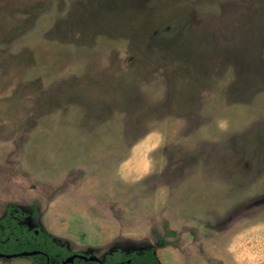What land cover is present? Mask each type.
Here are the masks:
<instances>
[{"label": "rangeland", "instance_id": "rangeland-1", "mask_svg": "<svg viewBox=\"0 0 264 264\" xmlns=\"http://www.w3.org/2000/svg\"><path fill=\"white\" fill-rule=\"evenodd\" d=\"M13 213L103 262L264 264V0H0Z\"/></svg>", "mask_w": 264, "mask_h": 264}, {"label": "trees", "instance_id": "trees-1", "mask_svg": "<svg viewBox=\"0 0 264 264\" xmlns=\"http://www.w3.org/2000/svg\"><path fill=\"white\" fill-rule=\"evenodd\" d=\"M17 213L8 215L0 221V252L17 254L24 251H38L47 254L57 261H62L73 255L64 247L56 244L49 234L37 231L20 224ZM41 255L33 258L38 259ZM105 264H160L155 249L151 248L141 253L115 252L106 257ZM74 264H96L85 260L76 259Z\"/></svg>", "mask_w": 264, "mask_h": 264}, {"label": "water", "instance_id": "water-1", "mask_svg": "<svg viewBox=\"0 0 264 264\" xmlns=\"http://www.w3.org/2000/svg\"><path fill=\"white\" fill-rule=\"evenodd\" d=\"M39 253L40 252H38V251H32V252L24 251V252L17 253V254H5V253L0 252V258L11 259V258H16V257H32V256H35ZM76 259L85 260L88 262H98L100 264H104L103 261L101 259H99L98 257L86 256V255L77 254V253L67 257L63 261V264H74ZM42 264H50V263L48 261V262L42 263Z\"/></svg>", "mask_w": 264, "mask_h": 264}, {"label": "flooded vegetation", "instance_id": "flooded-vegetation-1", "mask_svg": "<svg viewBox=\"0 0 264 264\" xmlns=\"http://www.w3.org/2000/svg\"><path fill=\"white\" fill-rule=\"evenodd\" d=\"M37 255H41V257L40 258H38V259H35L36 260V264H42V263H46V262H48L49 261V263L50 264H52L51 263V260H52V257L51 256H48L47 254H44V253H39V254H37ZM36 256V255H35ZM32 257H34V256H32ZM65 260V259H64ZM64 260H62V261H59V263L58 264H63V261ZM76 261V260H75ZM88 262V261H87ZM92 263H96V264H100V263H98V262H92ZM104 263V262H103ZM105 264V263H104Z\"/></svg>", "mask_w": 264, "mask_h": 264}]
</instances>
